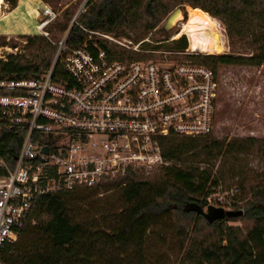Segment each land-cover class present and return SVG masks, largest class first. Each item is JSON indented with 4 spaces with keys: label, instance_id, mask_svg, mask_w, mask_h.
I'll return each mask as SVG.
<instances>
[{
    "label": "trees",
    "instance_id": "trees-1",
    "mask_svg": "<svg viewBox=\"0 0 264 264\" xmlns=\"http://www.w3.org/2000/svg\"><path fill=\"white\" fill-rule=\"evenodd\" d=\"M3 1L10 8L17 3ZM185 4L220 19L231 47L224 54L187 55L193 63L215 76L218 66L264 67V0H88L71 25V12L65 9L64 20L57 21L56 15L45 30L49 35V27L59 31L71 27L66 38L70 46L82 43L80 27L117 37L135 32L137 42ZM24 36L28 53L0 60V81L39 79L50 66L55 50L51 38ZM101 45L112 59H122L128 52ZM186 45L182 37L181 50ZM244 48L248 52L239 51ZM20 93L0 88V95ZM25 133L0 129V155L10 167ZM162 154L180 165L161 166L152 177L128 172L91 189L35 196L24 227L13 243L0 249V259L6 264H165L159 248L169 235L183 251L180 264H264V167L249 168L245 161L252 157L264 162V138L169 137L162 141ZM219 182L226 184L225 190H235L243 201V214L208 222L207 198ZM99 187L117 190V204H92L89 194L98 193ZM238 220L244 222L243 228L227 225Z\"/></svg>",
    "mask_w": 264,
    "mask_h": 264
},
{
    "label": "built area",
    "instance_id": "built-area-1",
    "mask_svg": "<svg viewBox=\"0 0 264 264\" xmlns=\"http://www.w3.org/2000/svg\"><path fill=\"white\" fill-rule=\"evenodd\" d=\"M49 8L46 25L56 16ZM45 26L41 35L48 37ZM80 28L133 52L145 42ZM51 44L55 56L39 79L0 81L1 89L22 92L0 95V129L26 132L13 167L0 155V249L17 239L35 196L168 165L165 138L213 132L219 82L207 67L112 59L99 40Z\"/></svg>",
    "mask_w": 264,
    "mask_h": 264
},
{
    "label": "rangeland",
    "instance_id": "rangeland-1",
    "mask_svg": "<svg viewBox=\"0 0 264 264\" xmlns=\"http://www.w3.org/2000/svg\"><path fill=\"white\" fill-rule=\"evenodd\" d=\"M51 2L52 3L47 2V5H50L55 10V14L58 15L57 21L64 20L63 12L65 9L70 10L71 16L69 18V24L71 25L75 22V19L79 16V14L84 11L85 4L88 0H52ZM187 6L189 5L185 4L176 7L182 10V17L177 20L176 24L171 29L164 31L163 24L165 23L167 16L176 8L163 17L155 28L145 35L143 38L145 39V42L142 46H140L142 50L133 52L126 49L128 52L125 53L122 59L141 61L153 60V62L165 66L169 63H175V61L180 62L181 60H191L187 58V55L191 54L212 55L229 53L231 51V47L229 45L225 26L222 21L216 17L213 18L216 23L218 43L213 51L214 53H183L186 48L188 49V42L186 35H180L179 25L186 18ZM8 7V4L4 2L1 15H4L7 12L6 10ZM70 28L71 27H68L66 30L59 31L57 27H49L48 36L51 38L52 42H57L65 37L67 38ZM107 34L118 41H123L126 38L132 42L134 36L136 35L135 32L133 33L128 31H125V35L119 37L112 33ZM2 37L4 38L0 39L1 61L6 60L9 55L28 53V50L24 48L28 42L24 35H2ZM83 37V40L91 42L99 40L102 43L107 44L110 49L113 47L121 49V47L112 40L107 38L105 39L103 37L101 38L98 35L89 36L83 32ZM182 37L187 44L184 50H181ZM2 43L6 44L1 46ZM239 51L248 52L246 48L239 49ZM55 53L56 49L54 50L52 60ZM191 61L193 62V60ZM216 78L219 82V88L215 104L214 127L211 136L216 139L222 137H227L228 139L246 137L264 138V67L257 68L238 65L218 66ZM245 161H248L249 168L255 169L264 167V162L253 159L252 157H245ZM171 163H177V165H180L181 162L179 160L173 162L170 161L168 162V165ZM160 167L161 166L153 167L151 169H142L132 173H141L144 176L152 177L157 173ZM216 168L217 164L214 167V171ZM226 183H231V181ZM225 185L226 184L223 182H219L215 192L208 198L209 205L222 207L224 210H243V201L237 198L238 195L235 190H225ZM97 192L98 193L89 194V201L96 205V207H99L102 203L117 204V201L119 200V192H117L114 188L109 190L101 188ZM204 211L206 212L207 208H205ZM227 225L243 228L244 222L240 220L234 222L230 221L227 222ZM164 239L166 245L159 248V252L163 254L165 264H180L183 251L179 248V243L176 238L172 239L171 236L167 235Z\"/></svg>",
    "mask_w": 264,
    "mask_h": 264
},
{
    "label": "bare ground",
    "instance_id": "bare-ground-1",
    "mask_svg": "<svg viewBox=\"0 0 264 264\" xmlns=\"http://www.w3.org/2000/svg\"><path fill=\"white\" fill-rule=\"evenodd\" d=\"M3 4L4 1L0 0V35L41 34L51 12L42 0H17L14 8L8 7L7 12L1 15ZM180 17L177 16L174 24ZM183 21L179 29L180 35H186L188 51L212 53L218 43L214 18L204 11L187 6Z\"/></svg>",
    "mask_w": 264,
    "mask_h": 264
},
{
    "label": "water",
    "instance_id": "water-1",
    "mask_svg": "<svg viewBox=\"0 0 264 264\" xmlns=\"http://www.w3.org/2000/svg\"><path fill=\"white\" fill-rule=\"evenodd\" d=\"M182 14V10L180 8H176L172 11L166 18L165 23L163 24V30L167 31L171 29L175 24L177 16ZM43 151L47 152L48 147H43ZM243 214V210H224L222 207H214L208 206L207 211L204 212V217L208 222H213L217 219H224L226 216H240Z\"/></svg>",
    "mask_w": 264,
    "mask_h": 264
}]
</instances>
